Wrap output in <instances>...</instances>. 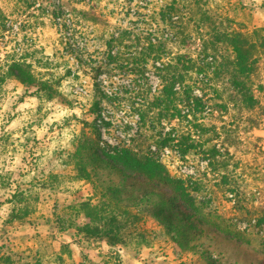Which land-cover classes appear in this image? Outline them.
Instances as JSON below:
<instances>
[{"label": "rangeland", "instance_id": "obj_1", "mask_svg": "<svg viewBox=\"0 0 264 264\" xmlns=\"http://www.w3.org/2000/svg\"><path fill=\"white\" fill-rule=\"evenodd\" d=\"M32 1L0 0V255L25 257L39 251L44 263L58 264L54 255L68 243L72 255L64 256L63 264H264V224H257L264 214V49L251 77L252 108L230 94L224 76L217 79L219 61L205 82H196L194 74L188 77L193 95L202 101L196 110L202 128L193 132L198 144L188 156L179 155L177 142L159 146L163 137L176 133L165 120L163 129L144 130L130 142L162 161L172 178L197 187L191 194L195 204L226 228L218 234L204 226L192 248L183 250L154 215L158 199L141 194V202L117 206L124 242L109 247L62 230L58 221L67 224L71 203L89 197L100 202L97 178L94 184L76 178L71 155L77 145L91 144L97 131L98 149L112 154L123 140L125 124L133 127L132 134L137 129L138 118L124 116L131 68L121 59L111 72L105 63L117 50L111 35L119 28L132 31L136 50L148 44L152 11L145 0ZM240 1L205 0L203 7L219 27L243 31L254 40L264 37V26L254 24L255 17L264 24V0L251 6ZM183 25L185 32L193 31L191 23ZM172 51L186 53L190 47L181 42ZM16 64L35 84L8 75ZM150 75L148 87L155 92L159 82ZM99 172L102 181L123 180L118 172ZM15 193L23 194L15 199ZM21 206H27L28 217L10 222ZM208 254L215 262H209Z\"/></svg>", "mask_w": 264, "mask_h": 264}, {"label": "trees", "instance_id": "obj_2", "mask_svg": "<svg viewBox=\"0 0 264 264\" xmlns=\"http://www.w3.org/2000/svg\"><path fill=\"white\" fill-rule=\"evenodd\" d=\"M35 2L37 0L31 3ZM145 2L150 7L149 11H152L146 37L148 44L141 50H136L131 42L132 31L119 28L111 35L117 50L109 54V60L105 63L111 72L117 69L116 65L121 59L126 67L131 68L129 72L134 77L126 85L128 92L124 96L129 104L124 116L128 120L136 116L137 129L132 134L133 127L126 123L123 128L124 144L121 148L114 147L112 154L98 149L97 131L91 144L77 145L76 151L71 155L76 178L92 184L95 182L94 177L97 178L100 182H97V186L101 188L100 202L94 203L93 197H89L71 203L66 207L70 214L67 224L63 221H58V224L62 230L72 229L77 236L102 240L109 247H114L124 242L117 224V206H131L137 201L141 202V194L144 198L153 196L158 199L154 206L155 217L165 226L167 234L179 243L181 249L187 250L192 248L190 243L202 232L204 226L218 234H221V228L226 227L219 219L218 222L213 221V215L204 211L205 207L200 208L195 204L191 194L197 191V187L172 178L162 161L149 151L136 150L130 142L133 136L141 135L144 130L154 132L159 127L163 129L161 123L165 120L174 125L171 131L176 130V133L173 137H163L159 146H170L172 142H177L182 158L192 153L198 144L193 138V132L202 128L196 116V110L202 105V101L198 95H193V88L189 84L192 79L188 77L194 74L196 82H205L211 69L217 67L218 61V67L214 69L217 79L224 76L231 88L230 94L235 92L246 107L252 108L255 99L251 77L258 64V54L264 49V37L254 40L243 31L229 26H217L203 7L205 0ZM188 23L192 24L193 31L187 33L183 24ZM181 42L188 44L189 52L172 51V46ZM122 49L127 51L123 52ZM101 68L102 66L98 67L99 73L103 70ZM7 73L28 86L35 84L21 65L12 66ZM150 74L155 75L159 82L155 92H151L148 87ZM110 80L113 85V77ZM217 94L221 99V94ZM228 97L230 101V95ZM185 122L187 125H184V129L181 125ZM100 169L118 172L122 176V182L113 184L102 181ZM97 186L95 185V190ZM19 194L23 193H15L12 198H18ZM17 202L22 204V199ZM28 215L27 206H21L11 214L10 222H22ZM80 218L82 221H79ZM257 224H264V214L257 219ZM226 234L234 238L229 233ZM71 255L72 251L67 243L62 244L54 256L58 264H63L64 256ZM207 259L215 262L209 254ZM0 264L46 263L39 251H36V254L25 257L19 252L3 253L0 255Z\"/></svg>", "mask_w": 264, "mask_h": 264}, {"label": "crops", "instance_id": "obj_3", "mask_svg": "<svg viewBox=\"0 0 264 264\" xmlns=\"http://www.w3.org/2000/svg\"><path fill=\"white\" fill-rule=\"evenodd\" d=\"M261 0H242L240 1L242 5H245L247 6L248 4L251 6V5H255V4H258V2H260ZM253 2H256V3H253ZM255 15V14H254ZM254 21H256L254 24L258 26H264V24L260 23L259 21L256 20V17L254 19Z\"/></svg>", "mask_w": 264, "mask_h": 264}, {"label": "built area", "instance_id": "obj_4", "mask_svg": "<svg viewBox=\"0 0 264 264\" xmlns=\"http://www.w3.org/2000/svg\"><path fill=\"white\" fill-rule=\"evenodd\" d=\"M124 138H125V135H124V137H123V140H120V143H117L115 146H116V147H121V146L124 144V141H125ZM115 146H114V147H115ZM114 147H113V148H114Z\"/></svg>", "mask_w": 264, "mask_h": 264}]
</instances>
